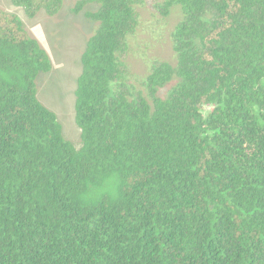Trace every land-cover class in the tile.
Masks as SVG:
<instances>
[{
    "label": "trees",
    "instance_id": "16d2710c",
    "mask_svg": "<svg viewBox=\"0 0 264 264\" xmlns=\"http://www.w3.org/2000/svg\"><path fill=\"white\" fill-rule=\"evenodd\" d=\"M63 2L12 0L29 19ZM90 5L81 149L38 98L49 55L0 10V264H264V0L154 1L181 10L176 64L141 78L126 58L147 1L73 13Z\"/></svg>",
    "mask_w": 264,
    "mask_h": 264
},
{
    "label": "rangeland",
    "instance_id": "374dc122",
    "mask_svg": "<svg viewBox=\"0 0 264 264\" xmlns=\"http://www.w3.org/2000/svg\"><path fill=\"white\" fill-rule=\"evenodd\" d=\"M80 0H64L61 12L50 18L44 13L29 19L12 0H0V10L17 16L30 37L36 39L47 52L52 63L48 74H41L36 81L38 98L54 112L62 126L64 138L76 149H81V130L76 123L75 93L82 74L81 57L92 36L96 23L90 22L86 12H95L98 7L90 5L80 14L73 13ZM147 6L138 9L139 27L129 41L126 62L133 74L140 78L148 75L150 62L159 60L176 64L171 33L182 19L179 7L174 8L167 18L153 8L156 0H146ZM162 1V0H158ZM176 84L173 81L162 89L158 97L167 98L168 91ZM210 109L206 108L205 113Z\"/></svg>",
    "mask_w": 264,
    "mask_h": 264
}]
</instances>
